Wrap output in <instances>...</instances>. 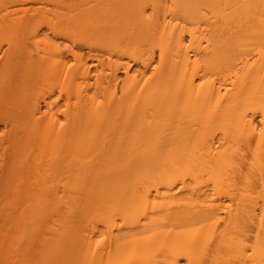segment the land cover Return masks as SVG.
<instances>
[{
	"label": "bare ground",
	"instance_id": "6f19581e",
	"mask_svg": "<svg viewBox=\"0 0 264 264\" xmlns=\"http://www.w3.org/2000/svg\"><path fill=\"white\" fill-rule=\"evenodd\" d=\"M69 1L0 6V264H264V0Z\"/></svg>",
	"mask_w": 264,
	"mask_h": 264
},
{
	"label": "rangeland",
	"instance_id": "374dc122",
	"mask_svg": "<svg viewBox=\"0 0 264 264\" xmlns=\"http://www.w3.org/2000/svg\"><path fill=\"white\" fill-rule=\"evenodd\" d=\"M59 1L60 0H0V6L6 5V6L10 7V9L12 10V23H13V21H16L18 19L19 20L20 19L21 20L22 19H28V18L33 17V16H37V15L39 16V14L43 18H47V16L53 17L54 14L52 15V13H55V12L61 13V12H63V10L60 7L61 5H60ZM70 1H69V3H70ZM11 2H12V6L10 5ZM70 5H73V2L70 3ZM45 10L49 14L46 13V12H44ZM2 13H4V12H2ZM43 13L47 14V16L44 17L43 16ZM42 17L39 18V24L38 25H40V23L42 22V20H43ZM12 27H14V26H12ZM45 31L48 32L47 29ZM13 32H15V31H13ZM27 32H22L21 33V37H19L20 39H18L17 36H19V35H17L16 37H17L18 41H15L16 38H14L15 40L12 38L13 39L12 44L13 43H16L17 44V48L20 49V53L16 56V59H15V61H16L15 64H18L17 65V68L18 69H20V68H26V66H27L26 65V62H27V54L26 53H28V50H30V48H32L31 42L33 41V39L30 37V35ZM14 35H12V36H14ZM52 42L54 43V41H52ZM67 44L70 45V46H72L71 43H67ZM65 46H66V44H64L62 47H63L64 51H67V49H65ZM8 47H9V44H8L7 39H6V35L1 34L0 35V65H1V63L3 61V53L8 49ZM77 48L80 49L81 53L83 54V56L85 58H88V60L91 61L90 63H91V66H92V68H93L94 71H97L98 70V67L100 69L99 62H97L96 59H92V56L101 55L99 52L91 51L90 49L85 48L84 44H79ZM73 63H74V61H70L68 64L71 65ZM138 69H140L141 71H143L144 70V67L143 68L142 67L140 68L139 66L133 65V71H137ZM123 74L124 73L122 72L121 73L122 77L125 76ZM51 89H52V87L47 84L46 86H44L43 92L49 94V93L53 92V90H51ZM51 97H52L51 98L52 99L51 101H53V102L54 101H57V100H60V94H59L58 91H54V93L52 94ZM62 102L63 101L60 100V103H62ZM0 134H2V131H0ZM28 245L29 246H32V247H29ZM28 245H25V243H23L22 245H20L21 247L18 245V247H19V249L17 248L18 251L16 249L15 251L17 253H15L16 255L14 254L15 256L13 255L14 258L12 257L13 259H16V260H13V261H15L14 262L15 264H16L17 260L18 261L20 260L21 263L26 264V262H27L28 259H29L28 261H30V262H32V264H34V261L33 260L36 259L35 258L36 256H34V254L36 255V253H38L37 254V256H38L41 253L42 249L40 248L39 245H38L39 247L37 248V246H36L37 244L35 245V243L34 244H31V245L28 244ZM26 246H27V249H25ZM16 247H17V245H16ZM35 249L37 251H35ZM28 250H30L31 252H28ZM19 251H20V253H19ZM26 251H27V253H26ZM33 251L35 253L32 256ZM30 256L31 257H34V259L32 258L33 260L32 259L30 260V258H31ZM24 257H26V258H24ZM20 262H18V264ZM30 262H28V263H30Z\"/></svg>",
	"mask_w": 264,
	"mask_h": 264
}]
</instances>
